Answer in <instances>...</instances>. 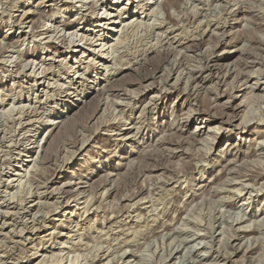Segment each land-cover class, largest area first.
Masks as SVG:
<instances>
[{"label": "rangeland", "instance_id": "374dc122", "mask_svg": "<svg viewBox=\"0 0 264 264\" xmlns=\"http://www.w3.org/2000/svg\"><path fill=\"white\" fill-rule=\"evenodd\" d=\"M114 1L0 0V136L7 137L0 139V185L5 186L0 189V264H69L71 260L74 264H101L99 259L106 253L113 257L116 254L117 260L120 249L130 250L129 254L134 251V264H139L142 254L157 248L152 264H264V233L225 231L231 222L237 225V221L255 220L248 213L264 208V198H260L250 207L245 205L249 207L245 215L239 209L242 202L236 198L234 201L225 183L227 178L240 173L264 169V156L259 155L260 147L256 144L264 139L258 140L255 131H264V95L260 92L264 80L258 82L261 89L253 91L251 87L257 77L255 72L264 65V48L251 43L253 55H242L245 42L239 38L245 22L241 19V23H235L236 34L231 35L236 40L226 50L227 61L232 66H245L247 59L258 66L239 68L250 77L249 83L235 91L237 97L229 106L235 108L236 120L251 107L254 111L251 125L255 130L230 132L223 127L211 130L209 137L189 139L190 134H199L197 127L208 124L206 118L212 120V127L220 126L216 117L204 114L214 93L202 92L195 98L181 86H167L166 97L158 102L157 108L151 105L143 115L140 112L132 115L129 105L130 98L142 92L146 74L160 68L166 75L174 63L183 62L184 52L171 60L166 57L170 47L165 41L158 44L149 25L168 21L171 10L174 18L181 9L175 5L168 10L166 6L167 11L163 8L160 15L152 13V9L148 10L150 13L147 11L150 17L141 15V20L126 17L131 24H117L113 36L105 40L102 35L110 23L120 15H127L125 10L121 11L123 5L134 10L139 3L127 4L123 0L112 4ZM161 3L165 5V0ZM257 13L256 9L253 15ZM54 16L57 20L51 22ZM174 29L177 30L174 34L182 31L185 34L184 27ZM263 29L264 26L259 27L254 35L264 36ZM145 49L151 51L147 57L141 56ZM188 55L194 53L190 51ZM95 79L98 81L94 82ZM212 82L207 89L216 80ZM156 90H152L151 96ZM218 99L220 105L227 98ZM217 103L212 113L219 117L222 111ZM199 107L201 113L187 116L189 109ZM52 115L55 118H48ZM22 116L34 120L30 128L41 130L48 119L52 120L38 157L50 156L51 163H36L39 159L35 162L36 157L30 158L32 154L19 156L22 146H17V138L12 136L17 133L15 127H20L19 121L26 122ZM132 120L137 122L136 126L144 123L146 128L139 136L124 140L117 129L131 128ZM83 142L86 149L78 151ZM213 142L214 148L210 149ZM239 143L243 146L234 149ZM195 165L205 168L203 178L192 172ZM56 167L59 169L55 173ZM230 170L234 171L231 177ZM30 179L36 182L27 187ZM43 179L50 182L46 187L39 183L42 188H38L37 181ZM189 185H196L197 190L199 186L206 187L193 200L194 190ZM107 187L110 195L102 190ZM30 189L41 193L42 199L30 197ZM138 192L142 194L133 199ZM221 194L233 205L212 206L218 219L211 233L185 227V221L178 218L179 210L187 206L191 211L197 210L201 200L216 199ZM109 219L112 223H105ZM164 226H175L176 232L165 230Z\"/></svg>", "mask_w": 264, "mask_h": 264}, {"label": "bare ground", "instance_id": "6f19581e", "mask_svg": "<svg viewBox=\"0 0 264 264\" xmlns=\"http://www.w3.org/2000/svg\"><path fill=\"white\" fill-rule=\"evenodd\" d=\"M122 1L123 0H115L114 2H112V4L113 3L120 4V3H122ZM161 1L162 0H127V2H128L127 4H134L135 2H139V3L134 7L135 8L134 10H133V7H128V6H126V4H124L123 7L121 8V11L125 10L126 11L125 13L127 15H125L124 17H122V15H120L115 21H112L110 23L108 29H107V32L102 35V37L105 40H109L113 36L112 32L114 30H117L116 29V25L117 24H124V25H128L129 26V24H131V23L128 22V20H130L131 18H137V20H138V19L141 18V15H145L146 17H150V15L147 13L148 10H152L153 9L152 13H156L157 12V15H160L161 14L160 13L161 10L163 8H165L166 6H167L168 10L173 8L175 5H178L177 8L181 9V11H179L181 16L179 14V15L175 16L176 18L174 16H173L174 18H172V15H171L172 13L170 14V12L172 11L171 10L169 12L170 17H169L168 21L165 20L166 22L163 21L160 24H155V23L152 22V24H149V25L152 28L151 30H153L152 36H155V39L157 38L158 44H159V42H160V44H162L163 41H165V43L168 44V46L170 47L168 49L167 54H165L166 57L171 60L172 57L174 58L176 56H179L181 52H184V55L182 56V58H184L183 62L182 61L180 62V61L177 60L179 62V64H175L174 63L173 64V66H174L173 69H171L170 72H169V70H167L168 74H166V75H164V69L156 68L154 72L149 73L148 75L146 74L144 76V78L142 77L143 79L141 78L142 79L141 85L144 84L143 85L144 88H143L142 92H138L136 94V96L134 95V97L130 98L131 101H129V102H131V103H129L130 109H131V114L133 115L135 112H140V114L143 115V113L151 105H153V106H155V108H157L158 102L161 101L162 99H165L164 97H166L167 90H169V88H170L169 86H171L172 88H177V87L181 86L182 90L187 95L188 94L190 96L192 95L195 98L201 96L202 92H204V94L206 93L207 95H210L209 93H212V94L214 93L213 94L214 96H210V98H209L211 102L208 105L209 107L207 108V110H205L204 114L206 112H208L209 115H212V116L216 117V119H217L216 122H218V124L220 125L218 127L217 126L216 127H214V126L212 127V124L210 123L212 120H209V118H206L205 119V123H208V124L206 126H203V127H197L196 129H199V134L198 135L197 134H190L189 139L190 138H197L198 136L199 137H203L204 135L209 137V136H211V135H209L211 130H217L218 131V130L222 129L223 127L229 129L230 132H233L235 130H243L241 133H245V132L249 133L250 131H253L254 128L251 125V121H253L252 119L254 117L253 116L254 115L253 114L254 111L251 110L252 108L251 107L248 108V111L245 113V115L241 119L236 120L235 119L236 116L234 115L235 114V108H232V107L229 106L231 104L230 103L231 100L234 99L235 97H237L235 91L239 90L243 86H246L249 83L250 77L246 76L245 73L241 72L242 70H240V69L244 65L243 66H238V65H235V66L233 65L232 66L231 65L232 63L230 64V62L227 61L229 56L227 54H225V53H226V50L229 47V45H231V43L234 42L235 38L232 37L231 34L234 33V29L236 28L235 23H237V22L241 23V19H243L244 22H245V24H243V29H241L242 31H240L242 33L241 37L240 38L238 37L242 42H245V46H243L242 49L240 48L241 52H242V55H244V56H245V54L253 55L252 54L253 52L251 53L252 49H250L252 46H249V44H251V43L252 44L255 43V45L260 44L259 46H261V47H259V48H264V36L258 37V36L254 35L255 34L254 33L255 30H257L259 27L264 26V25H262V23L264 22V0H165V5L164 4L162 5ZM249 4H251L252 6L249 5ZM165 9H163V11ZM250 9H255V11L257 9V11H258L257 14H259V15H257V14L253 15L255 13V11L254 10L251 11ZM166 11H167V9H166ZM148 12L150 13L151 11H148ZM173 12H175V11H173ZM166 14H167V17H168V13H166ZM162 15H164V14H162ZM126 17H129V19L126 20L125 19ZM56 20H57V17H55V16L51 18V22H54ZM126 22H128V23H126ZM140 22L142 23V21H140ZM150 26H149V28H150ZM176 26H178L180 28L184 27L185 28V34L184 35L182 34L183 31L181 33H179V34H174L175 32H177V30L174 31L175 30L174 28ZM133 32H134V30H133ZM234 34H236V33H234ZM238 36H240V35H238ZM163 37H164V39H162ZM247 45H248V47H247ZM155 47H153V48L155 49ZM153 48H151V51H152ZM145 50H143V51H145ZM257 50H259V49H257ZM151 51H150V49H147L141 56L147 57V55ZM190 51L194 53V56L188 55V52H190ZM245 59H246V57H245ZM102 61H105V60L102 59ZM255 63H256L255 61L249 62L246 59L245 60L244 69H246V67H251V68H255L256 67L257 68L258 65H257V63L256 64ZM163 67H164V65H163ZM34 70H36V69L34 68ZM117 71H119V70H117ZM33 72H35V71H33ZM41 73H42V71H41ZM255 73L257 74V77H256V80H255V83H253L251 85L253 91H254V88H257L258 90L261 89V88L258 87V82H259V80H262V79L264 80V65H262V66L260 65L258 67L257 72H255ZM114 74H116V73H113V75ZM104 76H107V73ZM140 76H142V75H140ZM107 78H109V77H107ZM212 79H215L216 82L214 83L213 87H211V89H207V87H208L207 84L209 82H212ZM230 79H232L233 81L232 80L230 81ZM97 81L98 80H96V79L94 80V82H97ZM70 82L72 84L74 83L72 80H70ZM170 82H171V85H168ZM138 83H139V81H138ZM167 86L169 88H167ZM154 87H158L159 89L156 88V89H158V90H156ZM88 89H91V86H88ZM153 89H154V91L156 90V92H154V95L151 96V94H153V91H152ZM260 92L264 95V89L260 90ZM83 93H84V91H83ZM224 96L227 98L226 101H224L222 104L220 103V105H219L217 103V102H219L218 98L224 97ZM257 96H259V95H257ZM216 103L219 105V107L221 108V111H222L221 116H219V117H217L215 113H212L213 112L212 111L213 105L216 104ZM200 107L196 108V109H194V108L189 109V111L187 113V116H190V114L193 113V112L194 113L197 112V114L201 113ZM182 108H183V106H182ZM42 116H43V114H42ZM22 117H24V116H22ZM24 118H26V116ZM48 118L52 119V118H55V117L52 115L51 117H48ZM30 119H31V117L29 116L28 118L25 119L26 122H24V123L22 122V120H20V121L18 120L19 124H17V125H18V127L20 125V127L19 128H16L17 126L15 127V130L17 129L16 130L17 133L15 132L16 134L14 135V133H13L14 130H13L11 132V134L13 133V136L10 133H9V135L12 136V138L13 137L17 138V139H15L17 141V143L15 141L11 140L12 144L16 143L17 146L18 145L22 146L21 147L22 150H19V152H18L19 156L21 157L22 154H24V153L32 154V156L30 158L36 157V159H35V162H36L39 159L38 157L40 155V151L43 149V146H41V142L45 139V134L49 130L47 125H49L52 120L48 119L47 122H46V126L44 127L43 130H41L40 128H37L35 126L30 128L29 125H31V122L34 121V120H30ZM136 124H137V122H135V120H132L131 125H134V126H132L131 128H126V129L124 128L123 129V127H121L120 129H117V130H119V132L122 133V139L125 140V139H128L129 137H137L145 130L146 127H145L144 123H139L140 124L139 126H136ZM14 126H15V124H14ZM25 126L28 128L27 130H25L26 129ZM53 126L55 127V125H53ZM182 126L187 127V124H184ZM10 129H12V128L10 127ZM50 131H52V129ZM255 131H256V133L258 135V140L264 139V131H259V129L255 130ZM29 134H32V136L30 135L31 139L28 138ZM2 136H3V134H2ZM2 136H0L1 137L0 139H2V141L7 139L6 134L3 137ZM239 139H242V137H239ZM204 141L208 142V140H206V139ZM263 141L262 142H256V144L260 147L259 150H258V151H260L259 152L260 156H262V155L264 156V145L262 144V143H264ZM214 144H215V142H213L211 144L212 148H210V149L214 148ZM231 146H232V144H231ZM242 146H243V144L239 143V145L235 146L234 149H237L238 147L241 148ZM229 148H230V146H229ZM85 149H86L85 148V142H83L81 144V147L78 149V151H84ZM33 150H34V152H33ZM75 153H77V152H75ZM238 154L239 153L236 154L235 160H236V157L238 156ZM56 158H57V156H56ZM232 158H233V156H232ZM230 159H231V157H230ZM262 159H264V158H262ZM47 160H50V161H47ZM227 161H229V160H226V162ZM36 163H51V157L50 156L47 157V158L44 157L42 159H39ZM55 166H57V165L55 164ZM28 168H30V167H28ZM58 169H59V167H56L54 172L56 173L58 171ZM190 169H192V168H190ZM200 169L201 168L198 165H195L194 168L192 169V172L200 173L201 178H203L204 177V172L206 170H205V168H203L201 170ZM26 172H28V170ZM233 172H232V170H230L228 172V175L230 177L233 176V174H234ZM227 179L225 180V183H227V186H229V187H228V189H226V191H228V192H230L232 194V195L231 194L230 195L232 196V198H234V201H235V198H236V201L237 200L241 201L242 205H241V207L239 209H242L243 212H245L244 213L245 215H248V214L251 215L252 219H255V220L250 221V219H249L248 221L244 220V222H238L237 221V223H238L237 225H235L234 222H231L230 226L225 231H229V232H232V233L233 232H235V233H243V234L264 233V208L253 210V211H251L248 214L246 212V210L252 204L256 203V201L258 199H260V198L263 199L264 198V197H262V196H264V169L256 170V171H248V173L245 172V174L244 173H240L236 177L229 178L228 180ZM41 180L37 181L38 182V185H37L38 188L41 187L39 183H42V185L44 184L45 187H46V185H48V183L50 182L49 179H43L42 182H41ZM237 181H238V183H236ZM34 182H36V181H34L33 179H30L29 181H27V187H28V184L31 187L33 185L32 183H34ZM52 183H53V180H52ZM6 186L9 188L10 184L8 183V185H7V183H6ZM195 186L196 185H194V186L193 185L192 186L189 185L190 189L194 190V194H192V197H191V198H194L193 200H196V198H198V197H196V196H198L197 195L198 191L199 190H204V188L206 187V186H199L198 190H197V189H195V188H197ZM2 187L3 186L0 185V189ZM222 189H225V188L223 187ZM30 190H31V192H30L31 196L30 197H33V198H35L37 200L42 199L43 195L41 193H39V192H35L34 193L32 191V189H30ZM102 190L104 191L105 195L106 194L107 195L111 194V190L109 188L108 189H102ZM215 191H216V189H215ZM141 194H142V192H138V193L134 194L133 195V199L138 198ZM222 196L219 197V195H218L216 199L210 198V200H208L209 199L208 198L207 200H204V201L201 200V203H200V205H198L199 207L197 208V210H192L191 211L189 209V206H187L184 210H179V217L178 218L179 219H183L185 221V225H184L185 227L188 226L190 228V226H192V227L198 228L200 231L202 230V231H209L210 232V231L215 229V223H216V221L218 219L217 216L214 213L215 210H214V208L212 206H216L217 205V207L225 208V207L233 205V203L228 202L226 197H224V196L222 197ZM29 198H28V200H29ZM77 198L75 200H77ZM89 201H91V200H89ZM89 201H86V203L89 202ZM90 204H91V202H90ZM245 205H248L249 207L247 206V208H246ZM153 209H155V208L153 207ZM190 218H192L193 220L190 221ZM111 220L112 219H109L105 223L111 224L112 223ZM252 225H254V226H252ZM168 226H166V227L164 226L165 227L164 229L168 230V231H172V232L175 229V232H176V228L177 227H175V226L174 227H168ZM160 229H162V227ZM177 231H179V229H177ZM239 235H241V234H239ZM237 236H238V234H237ZM247 240H248V237H247ZM250 240H252V239H250ZM157 249L155 251L149 250L148 253L145 254V255L142 254L141 260L139 259L140 260L139 264H152V261H154V257L156 255ZM119 251H121V254L120 255L118 254L119 257L117 258V260H115V258H114L116 256V254L113 257V256H108V255L106 256V254H107L106 253V254H104L105 257L103 255L102 258L99 259V262H101V264L104 263V261H105L104 264H134V261H135V260H133V258L135 257V255L133 253L134 251L131 252V254H129L130 250H129V252H128V250L125 251L123 249H120ZM111 257H113L114 259L111 258ZM217 258H218V256L215 259L218 260ZM69 264H74V261L71 260L69 262Z\"/></svg>", "mask_w": 264, "mask_h": 264}]
</instances>
